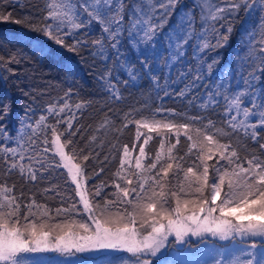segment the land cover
Returning <instances> with one entry per match:
<instances>
[{"label": "snow or ice", "instance_id": "6c2138e0", "mask_svg": "<svg viewBox=\"0 0 264 264\" xmlns=\"http://www.w3.org/2000/svg\"><path fill=\"white\" fill-rule=\"evenodd\" d=\"M179 3L180 0H160L158 4L153 0H139L129 5L125 0H58L48 4L46 10H38L46 12L43 16L31 12L14 16L16 7L23 8L24 5L19 0H0V22L27 26L56 46L51 50L45 46L38 47L36 51L40 55H55L58 50L80 55L83 50L91 49L90 55L100 56L106 62L115 56L121 62L119 67L133 81L147 74L158 86L160 81L157 70L164 60V68L167 69L164 82L167 83L174 66L187 56L189 42L195 41L191 52L192 60L196 61L195 66L188 64L178 73L183 80L191 79L192 83H186L184 89L176 95L183 97L186 90L203 84L207 101L215 105L222 97L227 102L224 115L231 129V132H225L223 128H217L216 134H213L167 116L136 120V141H140L144 135L141 128H146L149 133L155 131L160 136V151L150 158L147 165H142L141 161L146 156L144 145L152 139L151 135H145L135 160V168H143V171L126 175L123 172L124 165L129 161L130 152L136 151V145L133 144L131 149L123 145L120 167L114 172L115 179L111 184L101 180L89 186L87 182L95 180L104 168L90 172L91 166L87 162L90 159L97 160L99 152L94 156V149L87 150L86 145L78 147L74 143L73 137L80 130L79 127L73 130L75 113L68 115L67 119L59 118V114L69 107L67 101L58 108L52 106L46 109L48 114L56 113L57 116L56 123L48 125H45L46 116L43 114L38 121H34L35 110L31 105L26 106L18 123L19 138L7 131L6 123H0V161L6 167V171L0 169V172L11 175L15 170L24 178L25 183L35 184L38 180L48 179L45 173L50 174L51 170L62 167L66 173L61 174L66 175L67 183L75 185L72 192L79 200L74 201L71 195L65 196L51 187L45 188V194L53 191L61 199V206L53 213L45 204L38 203L34 194L26 198L23 189L16 193L14 184L0 185V264H96L100 256L85 254L111 252L131 254L134 258L131 264H153V258L169 246L170 237L174 238L172 243L175 244L185 243L189 236H210L221 241L236 237H259L264 242V158L254 153L240 157L230 141L222 143L216 138L217 134L230 136L232 133H242L264 152V0H224L219 5L211 0H193L189 8H182L180 13H176V24L164 31ZM6 4L12 5L11 11L5 10ZM254 5L261 13L253 30L259 31L260 64L247 71V76L241 80L245 87L238 85L235 89L232 88V66L225 65L209 89L207 78L223 59L222 53H211L228 47L233 31L232 20L239 14L241 7L247 14L254 10ZM197 12L201 22L199 35L195 27ZM93 24L100 25L101 34L91 40L90 44L89 31L81 30H90ZM253 32L248 35L253 36ZM125 35L128 47L136 55L141 69H137L125 55L122 47ZM209 35L212 40L206 38ZM246 44L247 56L251 57L256 48L255 38L246 41ZM242 55L237 53L233 60L239 63ZM23 58V53H13L5 63H20ZM61 67L69 77L73 75L71 65L61 63ZM236 74L239 75L238 69ZM110 77L111 71L106 70L100 80L106 91L119 100V93L108 83ZM70 93L71 89L66 95ZM164 95H169L167 89ZM84 106V103H77L75 108L79 110ZM11 110L10 101L0 104V121L6 120ZM156 111L162 115H183L164 108ZM253 117L256 119H250ZM190 119L197 121L205 117L192 116ZM131 122L125 117L123 126L127 127ZM61 123L66 124L63 131L57 127ZM209 127H212L211 120H208L205 129ZM48 128L51 130L50 137L47 134ZM25 129L29 131L26 133ZM36 129L41 130L42 139L33 138ZM189 129H192L194 135L189 133ZM173 130L175 143H171L165 150V140ZM181 134H185L190 142L185 155L196 150L193 166L182 167L184 156L172 154V150L180 143ZM65 135L66 139L61 142V136ZM49 151L52 152L51 159L47 155ZM57 156L59 159H55ZM214 158L216 163L212 165L210 183L208 161ZM103 160L107 161L108 156H104ZM177 160V171L183 172L184 180L178 190L170 189L171 196L175 197V205L172 206L168 193L164 192L165 178ZM194 167L197 171H194ZM133 176L136 177L135 182ZM108 187L113 191H105ZM179 192L187 196L196 195L198 198L182 200ZM255 248L256 243H251V249ZM48 252L56 253L62 259L53 260L40 255ZM247 256L249 258L246 260L236 256L227 264H254V252L248 251ZM103 259L106 264H129V258L123 256L104 255ZM156 264L171 262L161 256ZM216 264L225 262L217 259ZM259 264H264V259Z\"/></svg>", "mask_w": 264, "mask_h": 264}, {"label": "trees", "instance_id": "16d2710c", "mask_svg": "<svg viewBox=\"0 0 264 264\" xmlns=\"http://www.w3.org/2000/svg\"><path fill=\"white\" fill-rule=\"evenodd\" d=\"M24 5L23 8L16 7L15 15L33 13L38 15H45V11H39V9L47 8L48 4L58 2V0H19ZM139 0H125L126 4L137 3ZM154 3H160V0H153ZM224 0H213L214 4H222ZM193 3V0H180V3L176 7V12L173 13L168 23L165 25L164 31H168L172 28L177 21V14L181 9L189 8ZM254 10L245 13L244 8L241 7L239 14L232 20L233 31L231 33L228 47L217 49L211 55L223 54V59L215 66V70L208 77L207 87L210 89L212 84L216 82V78L221 75V70L225 68V65H231L233 69L232 88L235 89L238 85L245 87L241 84V80L247 76V71L252 67L260 64V52H259V31L253 30L256 28V24L260 18L261 13L254 5ZM5 10L11 11L12 5H4ZM127 20V16L125 17ZM218 23V22H212ZM196 33L200 34L201 22L199 19V12L196 13ZM222 30V29H221ZM89 31V43L91 40L96 39L101 34L99 24H93ZM253 32V36H249L248 33ZM209 40L213 38L209 35L206 37ZM255 38L256 48L254 55L247 56L246 49L248 45L246 41ZM69 39H71L69 37ZM195 41L189 42L188 54L183 61L174 66L171 76L168 77L167 83H165L167 69L164 68L165 61L162 60L160 69L157 70L159 78V85L157 86L149 78L147 74H143L139 79L133 81L126 75V72L119 67L120 61H117L115 56H111L109 61H105L100 56L93 57L89 54L91 49L83 50L80 55L67 52L66 50H58L55 55L42 56L36 49L40 46H45L51 50L56 46L52 45L46 37H43L40 33L33 31L31 28L24 25H17L11 22H0V104L4 102H11V114L6 120L0 121V123L7 124V131L14 137H18V123L20 118L24 115L25 107L31 105L35 110L34 121H38L41 114L46 116L45 125L56 123V113L48 114L46 109L48 107H60L67 101L69 107L65 109L64 113L59 114V118L67 119L68 115L75 113L76 118L72 121L73 130L77 127L80 128L79 132L73 137L74 143L78 147L87 146V150H92L95 156L96 152H99L97 160L90 159L87 163L91 166L89 171L93 169L104 168V171L100 175L95 177V180H89L88 185L98 183L103 180L106 184H111L115 179L114 172L119 169V161L122 158V146L128 145L131 149L133 144L136 145V151H132L129 154V161L124 165V174L139 173L142 169L135 168V160L138 158V149L142 143L145 135H151L152 139L145 147L146 156L142 159V165H147L150 162V158L154 157L159 149L160 136L157 133H149L146 128H141L140 131L144 134L141 136L140 141H136V124L134 121L140 119H150L153 116L157 119L167 116L178 122H187L193 125V128L200 127L208 132L216 134L217 128H223L225 132H231L229 125L226 122L224 115L227 109V102L223 98H219L220 102L213 105L206 98V89L202 84L200 87L191 88L185 91L183 97L176 95L181 89H184L185 84L191 85V79L183 80L178 73L183 70L188 64L195 66L196 61L192 60L191 52L192 45ZM107 44V42H106ZM125 50L126 57L132 61L137 69H141L142 66L136 59V55L128 47L127 37L122 45ZM23 53L24 58L20 63H5L10 54ZM237 53L243 54L239 63L233 60L234 55ZM207 54V52L205 53ZM211 55L208 56L211 59ZM83 57V58H81ZM19 58V57H18ZM166 59V58H165ZM61 63L69 64L74 69V73L71 77L65 73L61 67ZM237 69L239 75L236 74ZM106 70L111 71V77L108 83L114 87L116 92L119 93L120 99L117 100L103 86L100 77ZM14 73V74H13ZM264 75V74H262ZM128 81L127 84L124 81ZM71 89V93H69ZM167 89L169 95H164V90ZM260 95V93H257ZM247 99V98H245ZM90 102V103H88ZM77 103H84L85 106L79 110L75 108ZM202 104H207V107H202ZM164 108L167 110H173L175 113H182L183 115L172 116L168 113L161 114L156 110ZM192 116H203L204 120L192 121ZM125 117L128 120L133 121L124 127ZM256 119V117L250 118ZM208 120L212 121V127L205 129V125ZM35 125H33L34 127ZM43 127V126H42ZM59 131H63L66 128V124L61 123L57 125ZM259 130V129H258ZM29 130L25 129L27 133ZM50 128L47 129V134L50 137ZM175 130L173 133L168 134L169 138L165 140V150L170 147L171 143H175ZM189 133L194 135L192 129H189ZM33 138L41 137V130L36 129L32 134ZM27 137H25L26 139ZM216 138L223 142H231L232 146L237 150L240 157L245 155L255 154L264 158V152H262L256 144H253L250 138H246L242 133H232L230 136L216 135ZM66 139L65 136H61V142ZM40 143V140L37 141ZM186 135H180V143L172 150L174 156H184V162L182 167L193 166V158L196 152L195 149L192 153L185 155L188 151V144ZM103 145V147H100ZM112 145L116 147L113 148ZM68 149H66V152ZM51 159L52 152L47 154ZM108 156V160L104 161V156ZM59 159V157H55ZM98 161H103L102 163ZM27 162L26 160L24 161ZM177 163L179 160L173 162V169L169 171V176L165 178L166 186L164 192L168 193V200L172 206L175 205V197L171 196V190H178L179 185L184 180L183 172L177 171ZM198 163V161H197ZM209 163V181L212 180V165L216 163L214 158ZM221 163H224L221 161ZM159 167V165H158ZM0 169H5L3 161H0ZM194 171H197L194 167ZM66 169L62 167L59 169H53L49 173H45L48 179L45 181H37L35 184L25 183L24 178L20 174L13 170L11 175H4V172H0V185L7 184L8 186L15 185L16 193L20 189L24 190L25 197L30 198L34 194V198L38 203L45 204L54 213L55 209L61 206V199L55 196L53 191L44 193L45 188L51 187L56 191H61L63 195H71L74 201H78L79 197L76 196L72 189L75 185L66 182ZM135 182L136 177L133 176ZM123 183L122 181H119ZM170 182V183H168ZM147 187V185H146ZM107 192L113 191L111 187L105 189ZM159 191V189H157ZM207 189L205 195H207ZM180 198L183 199H197L198 196H187L184 193L179 192ZM27 202V201H26ZM67 203V201H65ZM82 208V205H80ZM189 207H192L189 205ZM24 209L22 207L21 212ZM139 229V224L136 225ZM216 244L220 246H228L230 242Z\"/></svg>", "mask_w": 264, "mask_h": 264}, {"label": "rangeland", "instance_id": "374dc122", "mask_svg": "<svg viewBox=\"0 0 264 264\" xmlns=\"http://www.w3.org/2000/svg\"><path fill=\"white\" fill-rule=\"evenodd\" d=\"M213 3V0H211ZM146 119V118H145ZM211 183V181H209ZM220 201H217L219 204ZM215 213L214 215H218ZM173 237L169 238V246L162 250L161 254H158V257L153 258V264H156V261L162 256L164 260L170 261L171 264H216L217 259H222L225 264L227 261L233 259L236 256H240L241 259H248V251H253L256 255V261L254 264H259L261 259H264V242L261 241V238H240L236 237L227 241H221L218 238H212L210 236H205L204 238L192 237L189 236L185 243L175 244L172 243ZM216 241L219 243L230 242L228 246H220L216 244ZM256 243V248L251 249V243ZM45 257L52 258L53 260L62 259L57 256L56 253H43L40 254ZM87 256H100L97 259L96 264H106V261L103 259L104 255H111L113 257H126L129 258V264L131 260L134 259L131 257V254L127 252H111V253H88Z\"/></svg>", "mask_w": 264, "mask_h": 264}]
</instances>
